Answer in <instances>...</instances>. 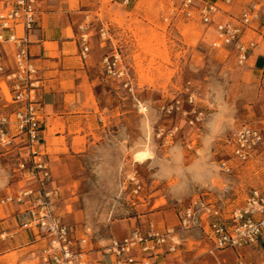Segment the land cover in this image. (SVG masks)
<instances>
[{
  "label": "rangeland",
  "instance_id": "1",
  "mask_svg": "<svg viewBox=\"0 0 264 264\" xmlns=\"http://www.w3.org/2000/svg\"><path fill=\"white\" fill-rule=\"evenodd\" d=\"M252 1L258 18L243 41L256 46L243 63L233 48L213 49L212 29L179 15L177 0H132L125 7L96 0L90 18L79 24L90 29L91 50L101 58L118 53L133 82L131 95L106 78L101 64L96 91L104 131L93 133L88 143L77 138L73 151L61 139L54 143L55 153L47 150L44 156L50 158L51 180L59 190L56 211L77 236H87L93 252L152 223L157 230L174 228L181 238L179 250L168 257L171 264H264L262 250H215L200 230H178L179 213L192 198L240 207L264 173V155L234 165L230 175L218 170L242 125L264 131V87L258 79L264 65V0ZM101 25L108 29L103 42ZM186 88L203 114L197 127L158 113L161 104L184 99ZM11 98L0 83V116L17 110ZM138 104L147 108L145 113ZM174 125L175 137L157 138L158 128ZM7 135L0 141V200L19 180L17 165L28 155L13 128ZM142 151L149 160L136 163L134 155ZM131 170L142 183L139 196L122 187Z\"/></svg>",
  "mask_w": 264,
  "mask_h": 264
},
{
  "label": "built area",
  "instance_id": "2",
  "mask_svg": "<svg viewBox=\"0 0 264 264\" xmlns=\"http://www.w3.org/2000/svg\"><path fill=\"white\" fill-rule=\"evenodd\" d=\"M41 1L0 0L5 7L0 13V27L10 33L6 41L15 47L14 68L7 70L0 65V76L9 94H12L13 103L18 104L17 110L10 116H0V141L7 138V130L13 128L16 131L15 138L27 146L28 154L17 165L18 179L31 178L35 182L33 188L18 189L7 196L4 202L23 204L26 200L29 201L28 219L20 227L36 229L46 241L40 254L41 264H93L89 258L93 250L88 248L87 236H77L73 228L65 223L63 215L56 211L59 190L50 187L51 170L37 148L43 120L33 86L36 69L30 62L27 36L17 39L14 34L16 26H21L25 35L35 28L39 17L37 5ZM105 1L125 7L132 0ZM230 1L222 0L225 5ZM176 10L186 19H196L211 28L214 34L211 47L233 48L239 63L245 62L249 58L248 52L256 46L253 42L243 41L245 29L251 28V24L257 19L258 10L255 6L243 9L235 21H217L220 11L211 0H177ZM84 19L88 20L87 17ZM78 29L81 32L79 52L85 58L90 50V29L84 25H80ZM107 36L108 29L101 25L98 28L99 40L103 42ZM0 42H4L2 36ZM101 64L106 78L118 81L132 95V78L120 55L106 54ZM258 79L264 87V65ZM184 95V99L177 96L161 104L158 113L164 118L184 120L189 127H197L204 120L203 114L196 107L194 93L186 88ZM138 107L139 112L145 113L147 110L141 104ZM177 133L178 126L174 125L168 129L158 128L156 136L159 139H169ZM261 155H264V131L244 124L230 140L229 158L218 162V170L230 175L235 169L234 165L244 164ZM122 187L129 188L132 195L141 194L142 183L135 170L125 176ZM192 229L200 230L215 250L239 251L255 248L264 252V173L259 186L249 190L240 207L212 202L203 196L192 198L179 213L178 230ZM180 246L181 238L174 228L157 230L149 223L144 228H133L127 236L120 239L111 238L107 245L96 251L107 258V264H166L162 262V258L176 253Z\"/></svg>",
  "mask_w": 264,
  "mask_h": 264
},
{
  "label": "crops",
  "instance_id": "3",
  "mask_svg": "<svg viewBox=\"0 0 264 264\" xmlns=\"http://www.w3.org/2000/svg\"><path fill=\"white\" fill-rule=\"evenodd\" d=\"M95 1L42 0L37 5L39 17L35 28L27 35L21 26L14 28L17 39L27 36L30 62L36 69L33 86L43 120L37 147L48 165L50 158L44 156H47V150L55 153L57 146L54 143L64 139L66 150L73 151L77 138H85L88 143L93 133L104 131V125L99 124L102 112L97 105L96 91L102 84L99 80L102 58L91 48L87 56L82 58L78 45L79 24L85 17L90 18ZM100 1L97 0L98 3ZM211 1L220 11L217 21H235L243 9L257 6L251 0H231L228 5L222 0ZM4 10L0 2V13ZM247 31L248 28L243 38ZM9 34L0 27V36L4 41L0 42V65L12 70L15 47L6 41ZM1 80L0 76V83ZM34 186L35 182L31 178L18 180L0 200V264H41L40 254L46 241L36 229L20 227L28 219L29 201L23 204L4 202L7 196L18 189ZM50 187H55L52 180ZM170 256L163 257L162 262L171 264L168 260ZM89 258L93 264L108 262L97 251L91 252Z\"/></svg>",
  "mask_w": 264,
  "mask_h": 264
},
{
  "label": "bare ground",
  "instance_id": "4",
  "mask_svg": "<svg viewBox=\"0 0 264 264\" xmlns=\"http://www.w3.org/2000/svg\"><path fill=\"white\" fill-rule=\"evenodd\" d=\"M134 160L136 163H143L147 160H149V155L147 153V151L145 152H139L137 154L134 155Z\"/></svg>",
  "mask_w": 264,
  "mask_h": 264
}]
</instances>
